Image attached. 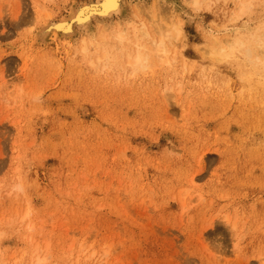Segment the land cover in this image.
Wrapping results in <instances>:
<instances>
[{
    "label": "rangeland",
    "instance_id": "374dc122",
    "mask_svg": "<svg viewBox=\"0 0 264 264\" xmlns=\"http://www.w3.org/2000/svg\"><path fill=\"white\" fill-rule=\"evenodd\" d=\"M86 1L0 0V264H264V0L151 4L185 37L145 69L39 37Z\"/></svg>",
    "mask_w": 264,
    "mask_h": 264
},
{
    "label": "bare ground",
    "instance_id": "6f19581e",
    "mask_svg": "<svg viewBox=\"0 0 264 264\" xmlns=\"http://www.w3.org/2000/svg\"><path fill=\"white\" fill-rule=\"evenodd\" d=\"M186 1L193 5V8L199 10L207 6L209 8V5L206 3V1L213 0ZM237 1L238 8H236V10L232 13L233 16H236L235 18H238L239 15L246 14L254 4V0ZM127 2L133 5L130 13L131 16L134 17L125 20L121 26L113 25L115 24L113 22L116 20L118 22L122 20V16L127 8ZM151 4L157 8L163 7L172 11L171 6L165 0H152L151 2L148 0L86 1L74 8L69 18H63L57 20L56 22L47 23L39 31L38 35L41 39L47 38L52 33L60 34L65 38H71L77 33L78 30L76 28L78 27V29H80L81 33L84 35L82 38L81 50L83 53H86L89 51L87 37L91 35V30H94V28L96 30L102 28L108 31L106 37L112 39L113 41H117L122 45L121 49H119L123 59L127 61L126 64L133 66L134 69H145L151 66V63L157 57L159 58L158 61L160 62L167 59L169 54L168 41L170 42L173 39V41L176 40L177 44H181L184 42L185 37L183 22L179 19L166 24L161 22V18L158 15H155L156 18H153L150 15L151 21L149 24L146 21L140 19L138 14L140 15V12H144L146 10L145 8L150 7ZM148 13L154 14V12L151 10H149ZM123 24L125 25L123 26ZM242 33L245 35L247 34L246 32ZM213 38L216 43H220L218 37ZM240 41L241 45H243L244 41ZM90 43H93V41H90ZM218 51L222 53V50ZM246 51L248 57L253 55L252 48L248 47L246 48ZM215 53L216 49L211 50L210 52L211 55ZM98 58V62L107 59V63H109V65L113 66L115 64L111 63L107 51L101 52L100 57ZM116 58L118 57L116 56ZM91 63H94V61H91Z\"/></svg>",
    "mask_w": 264,
    "mask_h": 264
}]
</instances>
